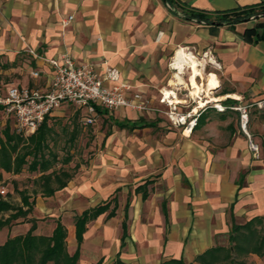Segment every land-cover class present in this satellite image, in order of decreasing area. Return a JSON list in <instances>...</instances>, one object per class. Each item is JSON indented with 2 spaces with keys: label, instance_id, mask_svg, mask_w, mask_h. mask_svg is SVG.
<instances>
[{
  "label": "crops",
  "instance_id": "0c3cea01",
  "mask_svg": "<svg viewBox=\"0 0 264 264\" xmlns=\"http://www.w3.org/2000/svg\"><path fill=\"white\" fill-rule=\"evenodd\" d=\"M176 1L206 11L264 2ZM69 14L72 19L63 26L61 21ZM251 21L216 25L186 20L163 0H0V48L10 53L26 47L34 49L31 71L38 69L42 73L39 78L31 75L33 84L22 85L44 87L50 70L45 59L68 55L76 61L106 60L133 91L150 100L151 106H166L160 101L162 96L180 106L185 99L180 92L189 91L188 100L206 102L199 105L203 108L198 126L205 106H222L229 96L238 97L230 94L233 89L250 91L251 95L264 93V41L252 44L242 36L243 30L252 26ZM179 48L197 60L194 80L200 89L198 97L191 94V68L185 65L179 70L172 66ZM221 77L231 87L229 91L219 92ZM113 113L122 118L114 119L119 129L136 132L134 154L138 160L134 158L131 173L134 181L128 184L118 176L85 183L72 191L98 200L78 214L111 200L108 210L86 224L81 245L87 235L89 240L96 232L101 234L88 243L81 264H96L99 260L101 264H114L116 258L125 264H160L179 257L192 262L197 254L216 245L219 235L228 238L233 224L264 216V121L256 119L249 125L261 150V155L253 158L243 135L212 152L193 138L192 131L181 134L170 125L161 141L147 138L144 130L155 123L128 119L145 113L153 117L151 110L122 107ZM103 114L108 117L104 111L98 116ZM124 192L127 198L121 207L119 195ZM114 203L115 214L107 217ZM129 218L132 233L128 231ZM123 222L126 229L122 238ZM73 233L75 238L74 221ZM7 235L1 237L0 244Z\"/></svg>",
  "mask_w": 264,
  "mask_h": 264
},
{
  "label": "rangeland",
  "instance_id": "374dc122",
  "mask_svg": "<svg viewBox=\"0 0 264 264\" xmlns=\"http://www.w3.org/2000/svg\"><path fill=\"white\" fill-rule=\"evenodd\" d=\"M69 16L72 15L69 14L66 19L61 21L63 26H66L72 19L68 20ZM255 22L256 20H252L250 23L253 25ZM29 50L34 51L32 48L26 47L25 50L10 53L8 50L0 48L1 90L12 84H33L30 74L32 67H34L31 63L33 54ZM101 62L108 65L104 59L100 60L99 63ZM206 70H211V68L206 66ZM220 81L222 87L219 92L231 89L223 77L220 78ZM189 93V91L180 92V96H184L185 99L183 100L184 102L179 104L180 106H177L178 108L186 110L189 107L197 106L198 101L202 100H188L189 96H186V94ZM230 94L238 97L229 96V100L222 105L224 107L222 110L213 106V103L205 106L204 114L201 117L202 123L198 126L197 118L202 114L201 109L203 107L197 108L198 115L191 130L192 136L207 150L215 152L229 145L234 137L243 135L248 149L249 141L258 146L257 151L249 149L251 157L256 158L259 154L261 155V150L251 134L249 125L256 119H260L261 122L264 121V93L251 95L250 91L233 89ZM144 99L146 101L144 110H151L153 117H149L145 113L143 116L136 115L128 120L154 122V126L144 131L147 138L152 140H157L158 138L159 140L171 129L169 125L172 126L166 116L169 106L167 104L166 106H151L150 100L145 97ZM230 99L235 102H231ZM243 105L247 107L248 112L247 134L240 128L239 111L233 108ZM207 107L210 108L206 109ZM222 111L224 114L221 115L220 112ZM111 114H106L108 117L104 116V114L97 116L93 123L85 125L82 119L83 111L75 109L74 106L61 107L47 119L49 131L46 134L43 154L37 156L38 162L46 165L47 169L42 171L38 164L36 170H31L29 163L33 159L32 154L26 155V162L22 164L18 172L6 171L0 166V197L7 200L14 207H21L23 211H26L27 206L22 201V193H26L29 196V201L33 197L35 198V202L31 210L27 212L25 220H23V216H19L0 228V239L7 234V236L24 234L31 224L26 219H35L36 229L34 234L49 235L55 226V220L59 217L68 229L66 249L69 253H73L76 245L73 233L74 217L81 209L98 201L95 198L91 199L84 195L73 194L72 191L76 189L75 187L81 188L85 183H88V185L100 183L106 179L110 180L118 176H123L128 184H132V181H134L131 173L133 172V163L136 157L134 154V141L136 138L134 136L136 132L119 129L114 123V119L122 118L116 113ZM174 128H178L181 134L185 133L183 127ZM6 129L10 134H20L24 139V142L21 143L20 140L17 141L16 139L17 143H19L18 148L15 152L10 153L11 160L14 161L18 157L17 154L19 153L17 152H22L24 147L31 146V143L29 139H26L28 135L23 134L19 130L15 119L0 109V139L4 140V131ZM136 159L138 160L137 157ZM0 163H4L1 154ZM45 177L47 178L45 179ZM60 181H66V185L63 188L55 190L49 196L44 194L46 185L55 187ZM119 198L120 206L122 207L127 198L126 192L120 193ZM128 198L132 205V195L128 196ZM10 213L12 212H4L0 214V217L6 218ZM102 219L103 223H107L104 218ZM132 224V218H129L127 220L129 233H132ZM100 232H96L89 240L87 235V239L83 240L78 264H81L82 260H84L88 243L93 242L101 234ZM215 244L228 245L227 236L225 234L219 235ZM244 260L247 264H264V255L248 254L244 257Z\"/></svg>",
  "mask_w": 264,
  "mask_h": 264
},
{
  "label": "trees",
  "instance_id": "16d2710c",
  "mask_svg": "<svg viewBox=\"0 0 264 264\" xmlns=\"http://www.w3.org/2000/svg\"><path fill=\"white\" fill-rule=\"evenodd\" d=\"M163 1H167L175 10H179L186 20L195 19L216 25L242 22L252 14L264 13V2L225 11H206L179 3L176 0ZM254 20L256 22L252 26L246 27L242 32L243 39L252 44L264 41V16ZM230 100L235 102L233 99ZM98 112L103 111L98 108ZM47 118L46 116L34 133L28 135L26 139L30 140L31 146H26L22 152H17L19 153L17 154L18 157L14 161L11 160L10 153L17 150L19 144L17 141L20 140L21 143L24 142V139L20 134L12 135L7 129L4 131V140L0 139V154L4 159V163H0V166L3 169L13 172L20 171L22 164L26 162V155L30 154L33 157L29 163L31 170H36L38 164L42 171L47 169V166L42 162H38L37 159V156L43 154L46 134L49 131ZM65 185L66 181H60L55 187L46 185L44 194L52 195L55 190L61 189ZM28 198L29 196L26 193H22V201L27 206L26 211H23L21 207H14L7 200L0 197V214L7 211L12 212L6 218L0 217V228L19 216H23V220H25L27 212L31 210L35 202L34 198L31 201ZM110 204L111 200L87 208L74 217L76 247L73 253H69L66 249L67 229L59 217L55 220V226L49 235L34 234L36 229L35 219H26L31 224L24 234L8 236L0 244V264H78L80 245L83 233L86 230V224L108 210ZM115 209L116 203L107 213V217L114 215ZM122 227L123 238L126 229L125 222L122 223ZM228 241V245H213L207 248L197 254L192 262H186L183 257H179L165 259L160 264H247L244 260L246 255H264V216L252 217L243 224H233L228 233ZM96 264H101V261L99 260ZM114 264L125 263L116 258Z\"/></svg>",
  "mask_w": 264,
  "mask_h": 264
},
{
  "label": "built area",
  "instance_id": "2783aa9c",
  "mask_svg": "<svg viewBox=\"0 0 264 264\" xmlns=\"http://www.w3.org/2000/svg\"><path fill=\"white\" fill-rule=\"evenodd\" d=\"M71 18L69 16L67 19ZM29 51L36 56L33 50ZM45 60L50 70L46 73L44 87L12 84L4 90L0 89L1 110L15 119L19 130L25 135L34 133L46 116L64 105L83 111L85 125L93 123L99 115L98 108L106 114L122 107L136 111L146 108L143 94L133 91L130 83L121 79L118 71L109 65L76 61L68 55H63L61 59ZM41 73L38 69L31 71L34 78H39ZM160 101L169 106L166 116L172 126L183 127L184 131L192 130L198 115L197 108H200L199 103L198 106L182 110L177 107V103L170 102L163 96ZM215 106L219 110L224 108L221 105ZM233 108L239 111L240 128L247 134V107L243 105ZM249 149L257 151L258 146L249 141Z\"/></svg>",
  "mask_w": 264,
  "mask_h": 264
},
{
  "label": "bare ground",
  "instance_id": "6f19581e",
  "mask_svg": "<svg viewBox=\"0 0 264 264\" xmlns=\"http://www.w3.org/2000/svg\"><path fill=\"white\" fill-rule=\"evenodd\" d=\"M191 68V76H190V83L192 86L191 94L192 96H199L200 89L195 84V75L197 74V60L196 58L190 54L186 49L179 48L175 53L172 60V66L181 70L184 66ZM210 86V84H209ZM210 88V87H209ZM165 96H169V93H166ZM206 103V102H205ZM205 103L199 102V105H204ZM218 107V106H217ZM187 134L189 130L185 131Z\"/></svg>",
  "mask_w": 264,
  "mask_h": 264
},
{
  "label": "water",
  "instance_id": "95a60500",
  "mask_svg": "<svg viewBox=\"0 0 264 264\" xmlns=\"http://www.w3.org/2000/svg\"><path fill=\"white\" fill-rule=\"evenodd\" d=\"M164 2H165V4L168 5L169 8H170L172 11H174L177 15H179V16H183L182 13H180L178 10H175V8L172 7L167 1H164ZM262 16H264V13H261V12H259V13H255V14L250 15L248 18L244 19V21H245V22H247V21H251V20H254V19H256V18H258V17H262ZM192 20H195V19H192Z\"/></svg>",
  "mask_w": 264,
  "mask_h": 264
}]
</instances>
